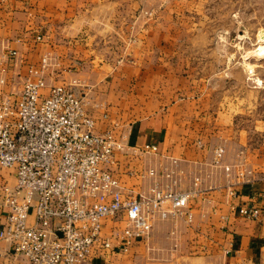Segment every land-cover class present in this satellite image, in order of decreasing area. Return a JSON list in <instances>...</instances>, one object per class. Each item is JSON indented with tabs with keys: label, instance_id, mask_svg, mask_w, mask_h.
Wrapping results in <instances>:
<instances>
[{
	"label": "crops",
	"instance_id": "obj_1",
	"mask_svg": "<svg viewBox=\"0 0 264 264\" xmlns=\"http://www.w3.org/2000/svg\"><path fill=\"white\" fill-rule=\"evenodd\" d=\"M117 1L122 8L115 0H0L6 91L19 92L28 67L48 56L53 67L47 82L75 83L97 132L109 130L114 120L123 125L127 148L116 152L112 169L129 192L147 196L158 183L197 193L188 205L191 223L185 216L157 219L149 237L135 241L129 253L114 260L100 252L92 264H264V89H243L245 79L219 87L216 82L236 83L242 66L209 53L212 44L227 48L222 40L189 37L211 33L214 22L230 21L217 32L235 33L240 8L212 10L216 1L227 0H154L155 20L132 48L129 38L138 30L132 23L146 5ZM200 49L206 52L196 57ZM9 50L17 53L14 62L2 59ZM127 53L136 66L113 68ZM147 145L157 152L145 151ZM217 148L225 151L219 166L213 163ZM244 171L251 174L240 177ZM252 205L261 210L258 218L239 215L240 207ZM5 247L0 244V254ZM16 264L28 262L20 258Z\"/></svg>",
	"mask_w": 264,
	"mask_h": 264
},
{
	"label": "built area",
	"instance_id": "obj_2",
	"mask_svg": "<svg viewBox=\"0 0 264 264\" xmlns=\"http://www.w3.org/2000/svg\"><path fill=\"white\" fill-rule=\"evenodd\" d=\"M16 57L9 50L2 59ZM51 63L44 56L29 66L19 92L6 91L9 82L0 77V244L6 245L0 264L20 258L28 264H92L100 252L113 259L129 253L157 219L185 216L191 223L188 205L196 192L155 183L145 196L123 186L112 167L116 152L127 148L126 137L111 129L97 132L74 85L50 87L45 73ZM224 153L214 150L215 166ZM244 173L240 177L251 174ZM238 211L245 218L261 215L254 205ZM109 222L125 227L107 234Z\"/></svg>",
	"mask_w": 264,
	"mask_h": 264
},
{
	"label": "rangeland",
	"instance_id": "obj_3",
	"mask_svg": "<svg viewBox=\"0 0 264 264\" xmlns=\"http://www.w3.org/2000/svg\"><path fill=\"white\" fill-rule=\"evenodd\" d=\"M130 1L131 4L133 5V1L132 0ZM141 3L142 6L145 5L146 6L142 8L143 10L141 9L142 11L140 12V15L142 17L141 18L136 17V20L134 19V23H132L133 27L135 28L138 25L137 26L138 30H132L131 37L129 38L130 42L128 43V46L130 45L132 48L133 46L136 47L139 41L142 40V37H140L139 32L142 35H144V32L147 31L148 26L150 24L149 22L155 20L156 10L159 8L154 5V0H148V2L142 0ZM235 4L236 2H234L233 0H227L225 3L216 1L214 3V6L212 7V10L218 11V9L223 6L226 8L227 12L232 11L233 9H235V7L240 8L239 10H241L242 15L237 17V20L239 22L238 26H241L240 30H237L235 33H231V34L218 33L217 32L218 26L220 27L229 26L231 22L230 21L222 22L220 25H218L219 22H214L211 23V25L209 26L210 29L212 30L211 33L209 34L206 33L203 35L195 34L194 36H189V37L190 39L194 38L199 43L203 42L206 39L215 43H217L219 40H222V42L226 43L227 48L222 49L220 51V49L214 48L215 44H212L213 48L209 49L210 50L209 53L215 54L217 56L219 53H221V56L226 55L230 59V61H232V63L236 62L239 64V66H242L241 72L239 71L240 73L237 76L236 83L233 80L228 81L226 84L225 82H216L219 85V87L222 88L225 86L229 89V87L230 88L234 87L235 84L239 83L240 79L241 80L245 79L246 85L243 86V89L250 90L251 88L253 89L255 87L264 89L263 80L262 79L260 80V76L257 74V70L258 68H260L259 63H261L260 61L264 59V56H258L255 53V51L259 49L260 46L264 47V42L261 40V36H262L261 33H264V0H242L241 2L238 1L237 5ZM122 5L121 3H118L117 0H115L116 8L118 9L122 8ZM128 5L130 4L127 2L126 6H124L125 9L128 8ZM164 5L166 4L164 3ZM131 12L133 14L134 9ZM222 17H223V12L220 14L219 18L222 19ZM215 19L217 21L218 17ZM191 22L192 20L189 19L186 23L190 24ZM114 24H116V22H114ZM187 35H188L187 33L181 34L180 38L182 36H187ZM110 45H112V43H110ZM195 51H196V55H195L196 57L203 56L204 53L206 52V50L204 49L195 50ZM115 53H117V51H115ZM117 63L119 65H117ZM117 63H115V66H113V68L122 67L121 64L136 66L134 59L130 58L128 53L126 60L120 59L119 62ZM51 64L52 65L50 68L53 67V62ZM55 66L57 65L55 64ZM47 83L50 87L59 86V85H68L65 84L64 82L56 83V84L49 82ZM69 85H75V83ZM110 127L111 130H114L117 138L121 139L123 136L126 137L125 139V144H126L127 136L126 133H123L124 131L123 125L117 120H114ZM108 224L105 226V232L107 234L111 231L121 232L125 227V224L120 222H109Z\"/></svg>",
	"mask_w": 264,
	"mask_h": 264
},
{
	"label": "bare ground",
	"instance_id": "obj_4",
	"mask_svg": "<svg viewBox=\"0 0 264 264\" xmlns=\"http://www.w3.org/2000/svg\"><path fill=\"white\" fill-rule=\"evenodd\" d=\"M261 40L264 42V33H261ZM255 53L258 55V56H264V47L263 46H260L259 49H257L255 51Z\"/></svg>",
	"mask_w": 264,
	"mask_h": 264
}]
</instances>
